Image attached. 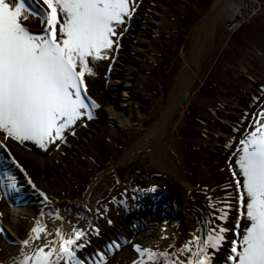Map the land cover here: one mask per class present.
<instances>
[{
	"label": "snow or ice",
	"instance_id": "1",
	"mask_svg": "<svg viewBox=\"0 0 264 264\" xmlns=\"http://www.w3.org/2000/svg\"><path fill=\"white\" fill-rule=\"evenodd\" d=\"M139 3L0 0V131L6 138L21 144L30 141L47 150L58 140L66 143V132L75 135L78 120L93 119L92 110L98 106L88 97L84 83L85 75H94L90 60L110 59ZM30 18L39 21L40 31L25 26ZM245 120L247 127L232 152L235 159L229 158L235 208L226 197L224 207L215 210L219 214L213 213L214 219L205 222L202 234L198 229L179 247L170 244L171 252L133 244L139 257H147L133 264H216L218 255L224 256V264H264V111L245 113ZM38 194L48 200L43 192ZM233 211L232 227H225ZM217 220L223 224L217 225ZM241 220L246 222L244 229ZM4 231L0 226V233ZM93 232L99 235L95 225L64 232L62 226L49 231L34 224L20 242L31 255L26 252L20 264H104L103 250L93 257L79 256L90 245ZM118 247L112 241L108 250Z\"/></svg>",
	"mask_w": 264,
	"mask_h": 264
},
{
	"label": "rangeland",
	"instance_id": "2",
	"mask_svg": "<svg viewBox=\"0 0 264 264\" xmlns=\"http://www.w3.org/2000/svg\"><path fill=\"white\" fill-rule=\"evenodd\" d=\"M214 1L140 0L134 18L130 22V28L133 29L128 28L123 35L120 49L115 50L113 56L111 52L109 53L112 57H110L111 62H113L112 59L116 62H113L112 74L105 75L104 87H109L107 91L109 95L105 93V101L110 105L113 116L105 112L99 115L100 119L97 122L100 123V127H92V131L87 134L89 136L84 137L87 144L78 137L74 139L73 142L77 146L70 148L74 155L84 157V153L88 154L92 147L104 145V152L112 157H118L132 143L127 128L121 127V124L128 117V112L131 111V114L132 111L138 112L137 105H133L134 102L143 107V122L142 124L133 122L134 127L142 126L145 130L156 122L159 112L166 104L175 71L182 64L184 54L188 55L194 28L207 15ZM239 2L241 5H246L250 0H239ZM227 18L228 13L225 12L216 23L212 38L208 40L203 50V60L197 69L200 70L199 74L189 86L188 102L186 106H178L170 117V135H167L169 147H171L168 151L171 156L180 159L185 157L187 160L186 167L181 162L179 165L177 163L176 169L179 172L181 170V175L186 178V184L194 189L190 195L186 196L189 204L193 206V211L196 210L193 214L200 220L203 216L214 219L207 208H214V213L218 215L219 213L215 210L224 207L226 197L235 208L236 200L230 194V184L226 178H218L217 175L219 170L227 165L226 162H229L230 157L235 159L232 157V152L235 151V146L239 143L244 128L247 127L245 113L251 116L253 113L264 111V91H262L264 75L254 73V69L258 70L261 62L264 69V11L257 12L249 19L246 18L245 22L241 20L240 29L235 30L234 33L227 30ZM204 40L203 46L206 44ZM154 49L160 51L159 57L154 54ZM154 57L159 58L158 64L152 62ZM100 63L101 61L98 64ZM240 64H243L245 68L241 72L237 68ZM145 67L150 68L146 73ZM88 77L90 80L86 79L89 83L96 79L94 75H88ZM144 77H149L150 80ZM109 80H118L119 85H108ZM222 84L229 85L230 88L227 90L229 95L220 94L218 86ZM217 95L224 104L218 103L216 107H213L212 105H215L217 101L212 98ZM242 120H245L244 124H241ZM80 124L81 122L78 121L75 127ZM237 128L240 132L234 131ZM111 129L119 131L120 137H109ZM1 137L6 138V135L3 134ZM110 139L115 143L114 146L110 145ZM7 141L8 149L12 150V153L27 152L36 155L35 158L38 160L45 159L61 142L58 140L44 150L30 141H25L23 144L8 138ZM66 161L68 163L70 159L67 158ZM139 163L141 162L132 163L125 172L134 175L135 180H143L146 188H149L148 185H154L161 187L160 190L168 189L169 195L174 199L170 209L179 210L183 204L184 189L177 179L163 173L162 170L147 168L146 164ZM28 174L30 179L31 174ZM207 178L213 180V183L205 182L204 179ZM92 181L93 177L88 178L70 192L55 196V199L68 200L73 198V193L81 195L89 189ZM123 181L122 172H118V179L112 178L108 181L106 194L110 196L114 194V198L123 195L124 192L120 193L118 189L120 183L122 186L125 185ZM39 189L43 192L41 187ZM210 197L213 200L209 201ZM114 198L110 197L107 201L100 200L99 204L103 205ZM7 205L0 195V225L4 230L5 227L10 226L13 218L12 209L10 210ZM234 216L235 212H230L229 223L224 224L225 227H232ZM194 218L192 223L196 224ZM132 219L130 217L127 223L131 225L133 222L136 223ZM116 222L115 225L119 226L120 220L117 219ZM216 222L218 225L223 224L219 220ZM150 226L153 225L150 224ZM163 227L168 230L169 224ZM178 227L181 229L183 226ZM229 233L226 235H230ZM6 234L8 236L6 230L0 233V259L7 255V246L11 245L10 238ZM99 238L104 239L105 242H108L110 238L117 239L113 234L107 237L101 234ZM92 247L98 249L93 244ZM122 251L118 250L110 255L106 264H115V256L121 255ZM117 264L122 263L119 261Z\"/></svg>",
	"mask_w": 264,
	"mask_h": 264
},
{
	"label": "bare ground",
	"instance_id": "3",
	"mask_svg": "<svg viewBox=\"0 0 264 264\" xmlns=\"http://www.w3.org/2000/svg\"><path fill=\"white\" fill-rule=\"evenodd\" d=\"M38 3L42 4L43 0H38ZM259 11H264V0H250L246 5H241L239 0L214 1L207 15H205L199 25L194 28L193 40L187 51L188 55L184 54L182 64L175 71L173 84L166 98L164 108L159 112V117L156 122L145 130L142 126L138 128L134 127L133 122H139L140 124L143 122V107L134 102L133 105H137L138 112L132 111V114L131 111L128 112V117L124 119L121 124V127L127 128L132 143L118 157H112L110 154H107V152H104V145L97 148L92 147V150L88 154L84 153V157L74 155L70 150V148L77 146L73 142L77 137L83 142H86V144L88 143L84 137L89 136L87 134L89 131H92V127H100V123L97 121L100 119L99 115L101 113L105 112L109 116H113L110 105L105 101L106 94L109 95V93H107L109 87H104V75L110 72L107 70L108 67L111 66L109 62L110 59L101 60L100 64H98L99 61L90 60L96 79L89 83V77L86 75L84 77L88 97L98 106L92 110L93 119L88 120L85 118L78 120L81 124L73 129L75 135L65 134L66 143L61 141V144H57L58 146L56 145L54 151L45 159L38 160L35 156L23 151L19 152V154L12 153V150L8 149L7 139L0 137V143L6 145L5 147H0V166L2 170L1 176L3 177L0 183L4 198L14 204L11 205L12 221L9 227H5L8 237H11L10 241H12V244L7 246V255L0 259V264H20L26 252L31 255V252L26 247L22 248L20 242L28 237L34 224L36 226L45 227L49 231H55L57 227L62 226L64 232H69L73 227L90 228L93 225L98 227L100 232L108 231L107 225L109 221L112 222L119 219V215L123 213V210L120 209L123 204L121 198H119L115 201V205H101L99 204L100 199L98 198L102 195L107 199L110 197L105 191L108 181L111 180L117 172H122L123 178L127 182L132 183L131 174L129 175L128 172L125 171L130 168L132 163L134 164L139 161L141 162L139 163L140 165L146 164L147 168L162 170L163 173L172 175L182 185L184 189V194L182 196L183 204L178 211H180L186 227L181 236H171V233L163 235L160 229L161 224L158 226L157 222H151L153 226H150L152 227L150 228V224L147 222L142 223V225L137 223L131 227L125 225V223L121 221V227L117 229L118 231H113L122 239L118 241L111 238L110 240V242L117 241L119 243L118 248L123 250L121 255L116 256L115 261H121L122 264H133V262L138 259L147 261V257H139L138 253L133 248V244L140 245L142 249H159L160 251L171 252L172 249L169 248L170 244L179 247L186 242L193 233H196L198 229L201 230L202 234L205 222L211 219L210 217H204L202 220L197 219L195 220L197 222L195 227L191 224L192 217L190 214L194 216L193 212H196V210L193 211V206L187 201L188 198L186 195H190L194 189L189 184H186V178L181 175V170L179 172L176 169L177 163L179 165L181 162L186 167V158H174L168 151L171 148L169 147L170 143L167 138V135H170V117L175 113L176 109H178V106H186L189 99V86L193 82L195 76L199 74L200 70L197 69L203 60V50L208 40H211L215 25L220 17L225 12L228 13L227 30L234 33L235 30L240 29L241 20L246 21V18H251ZM26 27L32 32L40 31L39 21L35 18H30V22L26 23ZM129 29L132 30L133 28L129 27ZM203 39L206 40L204 46ZM153 51L158 57L159 54L161 55L158 49H154ZM153 59L152 62L154 64L160 62L159 58L154 57ZM242 65L243 64L237 66L240 72L245 70ZM149 69V67H145L144 72L146 73ZM254 73L260 76L261 74L262 76L264 75L262 62L258 70L256 68L254 69ZM111 74L110 72V75ZM86 77L88 80H86ZM144 79L150 80L149 77H144ZM253 80L255 81V78ZM108 85L118 86L119 82L118 80H109ZM218 87L220 94L229 95L227 92L230 88L229 85L222 84ZM123 96L126 97V95ZM212 99L217 101L215 105H212L213 107H216L218 103L224 104L221 103L222 101L219 99V95ZM118 136L120 137L119 131L114 129L109 130V137L118 138ZM110 141V145L114 146L115 143L111 139ZM6 150H8V153H5ZM67 158L70 159L68 163L66 161ZM180 166L183 167L181 164ZM143 172H146V170H143ZM28 173L31 174L35 181H33L31 176L29 179ZM25 175L28 176V178ZM91 177H93V181L85 194L74 195L73 193V198L68 200H56L54 198L60 194L70 192L74 187L79 186L80 182H84ZM217 177L226 178L230 184V194L236 196L234 178L229 171V167L220 169ZM204 180L207 183H213V180L210 178ZM29 181H31V183H29ZM129 183L127 189L131 190L130 193H133L134 187ZM33 185L35 186L34 188ZM39 187L42 188L43 193L48 197L47 201H44L38 194L40 192ZM19 196H23L22 199H25L28 205H16L14 202H19V200H17ZM130 198L131 202H129V205L131 204V206L134 207L135 212L140 211L133 213L132 217L135 219L139 217L145 218L148 214L151 215V212L157 216L162 214L165 219H167L166 217L170 219L173 217L174 211L170 209L171 204H168V197L165 194L160 195L156 191L149 190L136 195L130 194L126 199L129 200ZM211 200L213 199L210 197L209 201ZM207 209L210 215L213 216L214 208L211 209L208 207ZM82 210L88 211V215H85ZM143 213L148 214L143 215ZM97 216H99V218H97ZM176 218L178 217L176 216L172 221H169L170 229L168 232H170L172 227H176L179 224L180 220L175 221ZM217 223L218 222H216V224ZM246 226V222L241 220V229H244ZM141 229H143L142 233H140ZM154 229L157 230L155 231ZM91 235H93V233ZM228 236H232V234ZM49 238L59 239L58 237ZM228 239L231 238L228 237ZM96 242H103V240L98 238ZM89 248L90 246L79 252V256H82L81 258L92 257L91 253L88 251ZM96 251L98 250L94 249V253ZM133 251H135V254ZM163 260H167V257H164ZM216 264H224L223 255L217 256Z\"/></svg>",
	"mask_w": 264,
	"mask_h": 264
}]
</instances>
